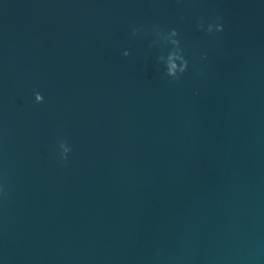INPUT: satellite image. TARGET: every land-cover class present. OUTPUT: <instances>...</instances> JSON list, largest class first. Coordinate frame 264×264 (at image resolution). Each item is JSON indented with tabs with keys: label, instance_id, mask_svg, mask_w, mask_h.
<instances>
[{
	"label": "water",
	"instance_id": "1",
	"mask_svg": "<svg viewBox=\"0 0 264 264\" xmlns=\"http://www.w3.org/2000/svg\"><path fill=\"white\" fill-rule=\"evenodd\" d=\"M0 264H264V0H0Z\"/></svg>",
	"mask_w": 264,
	"mask_h": 264
},
{
	"label": "clouds",
	"instance_id": "2",
	"mask_svg": "<svg viewBox=\"0 0 264 264\" xmlns=\"http://www.w3.org/2000/svg\"><path fill=\"white\" fill-rule=\"evenodd\" d=\"M198 27H202V25H198ZM212 25L208 26L207 31L209 33L212 32ZM216 31L220 32L223 31V26L217 24ZM136 34V30H133V35ZM178 35L177 31L173 29L165 39L169 40L171 44L174 46L173 50L169 52L166 59L163 55H161L158 59L165 63L166 72L165 75L171 78L172 81L178 82L181 76L187 71L188 69V61L184 58L182 54V50L180 48V42L177 39H172ZM124 56H128L129 52L126 50L123 53ZM35 101L37 103L43 102V96L40 93H35ZM61 149V159H67V154L70 152V148L68 147L65 141H61L59 144Z\"/></svg>",
	"mask_w": 264,
	"mask_h": 264
}]
</instances>
